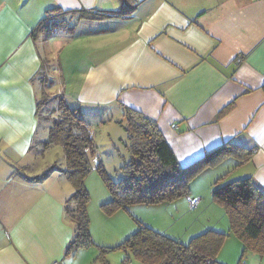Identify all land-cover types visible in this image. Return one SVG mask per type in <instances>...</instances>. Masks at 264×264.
Returning <instances> with one entry per match:
<instances>
[{
	"label": "crops",
	"instance_id": "obj_1",
	"mask_svg": "<svg viewBox=\"0 0 264 264\" xmlns=\"http://www.w3.org/2000/svg\"><path fill=\"white\" fill-rule=\"evenodd\" d=\"M52 9L74 33L35 40ZM76 55L85 60L77 106L99 116L102 108L116 123L125 106L139 110L157 121L182 166L222 145L251 148L245 160L225 149L205 171L221 163L217 175L252 176L264 189V0H0V264H103L91 247L66 254L74 235L66 175L22 176L34 141L50 134H37L40 98L48 94L35 79L43 59L55 60L49 76L63 81ZM65 99L70 105L69 93ZM127 213L107 218L121 221L115 230L96 222L102 234L114 233L97 240L112 245L132 234ZM167 224L164 218V233Z\"/></svg>",
	"mask_w": 264,
	"mask_h": 264
},
{
	"label": "trees",
	"instance_id": "obj_2",
	"mask_svg": "<svg viewBox=\"0 0 264 264\" xmlns=\"http://www.w3.org/2000/svg\"><path fill=\"white\" fill-rule=\"evenodd\" d=\"M53 9L33 30L35 40L62 30L74 33L71 26L63 25L62 21H55L51 16ZM99 15L102 14H96L95 17ZM55 65V60L52 62L46 57L43 59L35 79L43 84L44 89L53 83L49 74L54 71ZM60 108L63 113L50 127L46 146L57 142L63 145L64 168L55 162L38 176H26L25 171L22 176L43 181L53 172L62 171L73 184L75 192L64 204L66 217L74 228L66 254H73L79 248L94 244L89 230L90 195L85 186V179L91 170L100 173L112 195L109 201L102 204L103 210L112 215L123 209L131 214L130 206L134 204H161L181 196H190L193 177L206 167L219 162L225 149H231L230 152L233 148L237 149L239 153L235 150L233 154L239 156L240 160L249 159L253 154L251 148L244 149L232 143V146L222 145L191 164L182 166L157 121L139 110L125 106L124 118L117 122L127 132L131 159L121 166V177L114 181L108 177L105 166L97 155L94 130L86 121L84 113L69 107L64 100H61ZM32 148L33 145L31 152L34 153ZM47 150L35 151L34 155L44 156ZM242 155H245V159ZM37 160L22 168L35 169ZM226 175L223 174L215 182L212 199L222 204L227 211L230 224L228 232L209 227L193 236L189 242L183 243L137 220L138 229L114 247L131 252V255L124 257L122 264L129 263L132 256L144 264H226L218 259V255L230 234L243 240L245 252L253 249L264 256V189L256 184L252 176L235 177L226 181ZM106 250L104 248L103 251Z\"/></svg>",
	"mask_w": 264,
	"mask_h": 264
},
{
	"label": "rangeland",
	"instance_id": "obj_3",
	"mask_svg": "<svg viewBox=\"0 0 264 264\" xmlns=\"http://www.w3.org/2000/svg\"><path fill=\"white\" fill-rule=\"evenodd\" d=\"M81 57H83V54ZM71 63L73 68L66 72V77L63 79L64 82H67L66 88L63 86L64 82L54 76L53 85L47 87V100L40 98V120L37 134L39 135V132L42 134L43 131L45 133H50V127L52 126L53 122L63 113L62 109L60 108V102L61 100L66 102L67 100L65 99V94L69 93L71 104L69 103L70 105L68 106L71 108H77L84 113L86 121L93 127V130H95L96 133L94 141L97 145V155L102 164H104L108 173V177L114 181H118L121 177V166H124L125 163L131 159L130 150L126 146L129 143L127 132L121 125L116 122H112V119L106 116L104 109H99V116L95 113H88L87 110L77 106V91L83 79L81 73L84 71L85 60L82 61L78 59L76 55L75 59L73 57L71 58ZM85 107H87V105H85ZM115 117L119 118L117 120L124 118V116H121V118L117 115ZM48 139L49 136L46 139H41L45 142L40 140L34 141L32 148L34 153L35 151L39 150H48L46 151L45 156H37L33 154L29 164H32L36 161V159H38L37 165L35 169L24 170L26 176H38L50 166L55 164V162H58L59 165L64 168L65 155L64 151L62 150V146L60 145L61 143L57 142L46 146V142L49 141ZM220 164H217L213 169H209L207 171L203 169L198 174H196L190 184L191 194L194 196L190 195L188 197L181 196L176 198L175 201H173L174 203H172L173 205L168 206L169 209L167 210H162V208L157 204H134L130 206L131 214H127L135 225L132 233L138 229L139 223L137 220L143 224L145 223L159 232H162L164 218L165 224L170 223L171 219L172 225L167 224V228L163 230L166 232L162 233L177 238L183 243L189 242L193 236L200 234L202 231L201 229L204 227H210L214 230L228 232L230 224L227 211L222 204H219L212 199V192L216 186L215 182L219 177L222 176L223 173L221 172L218 175L216 173L219 168L223 167V165ZM224 164L229 165L228 163ZM225 180H230L228 179L227 175L225 176ZM85 186L90 195L88 203V214L90 219L89 230L94 241V244L88 248L91 247L94 252H97L94 258L95 261L98 260L101 263L106 262L108 264H122L124 257L127 254L131 255V252H127L122 248L114 247L120 244L127 236L122 238V240H119L117 243L111 245L110 243H105L104 240L102 242L97 239H102L101 237H103L105 240H113L114 233L112 232L111 234H102L101 230L94 228L96 222L105 221L115 230L121 222L120 220H107V218H110L114 215L106 213L102 208V204L105 201H109L111 199L112 195L110 189L107 187L106 182L97 170H91L88 173L85 179ZM73 188L74 186L72 189ZM74 190L75 189H73L72 194L75 192ZM102 191L105 192L107 196L104 200H98V197L101 196L100 193ZM197 196H202L204 198L203 203L200 206L197 204V206L191 207V204H189V197L199 198ZM170 211L174 215L177 214L174 219L168 216ZM96 213H100L99 219L95 218ZM161 219H163V221ZM152 223L155 225H160V228L156 227ZM104 248L107 250L103 251ZM85 254L87 256V253ZM218 259L226 264H264V256H261L253 249H249L245 252L243 240L234 234H230L225 239L223 247L219 252ZM127 264L144 263L132 256V259Z\"/></svg>",
	"mask_w": 264,
	"mask_h": 264
},
{
	"label": "built area",
	"instance_id": "obj_4",
	"mask_svg": "<svg viewBox=\"0 0 264 264\" xmlns=\"http://www.w3.org/2000/svg\"><path fill=\"white\" fill-rule=\"evenodd\" d=\"M198 203H199V198L189 197V204H191V207L197 206ZM54 264H58V263L55 262Z\"/></svg>",
	"mask_w": 264,
	"mask_h": 264
}]
</instances>
